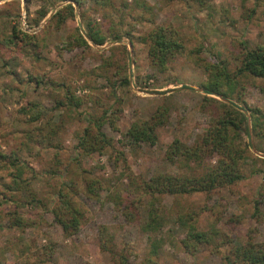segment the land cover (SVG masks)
<instances>
[{"label": "rangeland", "instance_id": "rangeland-1", "mask_svg": "<svg viewBox=\"0 0 264 264\" xmlns=\"http://www.w3.org/2000/svg\"><path fill=\"white\" fill-rule=\"evenodd\" d=\"M66 5L0 0V264H146L154 241L160 244L157 264H241L236 247H264V139L244 136L250 145L246 179L214 194L154 202L142 187L158 175L200 176L216 164V157L201 166L172 164L167 152L175 140L199 144L221 115L217 103L203 101L204 65L224 61L234 71L247 49L264 44V0H91L82 8L74 4L75 18L58 27L52 20ZM50 21L46 48L38 51L42 59L33 46L3 44L14 28L37 35ZM159 26L177 29L185 47L163 73L152 67L144 43ZM90 27L107 36L105 45L88 39ZM76 30L87 47H70ZM125 79L130 86L122 87ZM72 96L79 106L70 105ZM245 100L264 110V80L248 81ZM34 105L42 111L39 121L24 113ZM163 109L168 119L158 143L131 145L125 134L133 123ZM105 112L115 124L103 128L114 149L85 156L79 138ZM92 185L98 197L88 191ZM62 190L84 213L69 234L53 214ZM152 205L166 218L158 232L143 230ZM188 214L198 231L213 236L211 244L187 246L178 218ZM14 217L24 226H14Z\"/></svg>", "mask_w": 264, "mask_h": 264}, {"label": "trees", "instance_id": "trees-1", "mask_svg": "<svg viewBox=\"0 0 264 264\" xmlns=\"http://www.w3.org/2000/svg\"><path fill=\"white\" fill-rule=\"evenodd\" d=\"M59 1L65 2L67 5L52 20V22L58 21V27L68 19L75 18L74 4L82 8L86 2L91 0ZM101 1L103 0H96V2ZM46 15V13H43L41 18H45ZM52 22L50 21L45 30L37 35H30L19 28H14L12 38L8 41L6 40L3 44L6 48L13 50L33 46L36 51L35 56L38 59H42L38 51L46 48V33ZM75 33L73 42H70V47L73 45H76V47H87L88 42L80 33V30H76ZM88 39L97 46H103L107 41V36H104L94 27H90ZM116 39L121 40V37ZM144 43L148 45V55L152 67L161 73L165 72L169 63L185 49L179 31L168 26L157 27L144 38ZM204 69L207 78L201 85L202 91L205 93L203 101L217 103L222 113L217 119L212 121L210 128L206 131L199 144L188 146L179 140H175L169 147L167 159L172 164L181 163L188 166L189 163L194 162L201 166L206 159L216 157V164L206 167V170L200 176L158 175L150 181L144 182L143 190L145 194L155 200L154 202L160 196L175 197L195 193L211 195L245 180L244 169L246 166L249 167L248 160H250V156L248 148L250 145L248 147L244 143V136L251 139L255 138L256 141L260 142L264 139V110L250 107L245 100L248 81L251 78L264 80V44L258 45L251 50L247 49L239 59V65L234 71L230 70V65L224 61L214 64L206 63ZM122 83V87H128L131 81L125 79ZM211 96L220 97L224 101L216 100ZM69 103L70 105H80L74 96L69 98ZM24 113H30L33 121H39L43 116L41 115V108L37 105H34L29 111L24 110ZM107 114L108 112H105L106 116L103 119H97L93 123L90 122L91 126L87 127L83 136L79 138V148L85 156H92L96 153L105 154L107 151L114 149L113 141L103 132L104 126L110 123ZM167 119L168 111L159 110L150 120L133 123L125 134V138L131 145L146 143L150 146H155L158 143V129L166 125ZM250 121L252 129L249 125ZM110 124L115 128V124L112 121ZM18 160L14 159L11 163L14 168L16 167L19 176H22L24 169L18 163ZM17 178L14 181L15 183H18ZM88 191L94 197H98L95 185L89 187ZM155 206L152 205L153 209L149 212V220L143 226V230L146 232L160 231L165 222L166 218L160 217ZM53 214L56 222L66 234H69L72 229L80 228L84 219V213L80 207L70 200L69 193L64 190L60 193L59 205L53 210ZM14 218L16 221L14 226H24L22 220H16L18 217ZM193 219L194 216L192 214L178 218L179 227L186 231L185 240L189 243L187 246L190 245L191 248H194L197 245L211 244L214 239L213 236L209 233L198 231ZM104 235L107 237V234ZM110 242H112L110 239L105 242V249H110ZM159 249V242L154 241L150 252L151 255L147 259L146 264H157L156 258L158 257ZM107 251L116 256L114 250ZM233 256L241 264H264V247L248 242L246 245L236 247Z\"/></svg>", "mask_w": 264, "mask_h": 264}]
</instances>
